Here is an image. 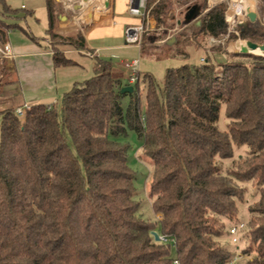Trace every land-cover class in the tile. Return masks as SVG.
Segmentation results:
<instances>
[{
	"label": "trees",
	"instance_id": "trees-1",
	"mask_svg": "<svg viewBox=\"0 0 264 264\" xmlns=\"http://www.w3.org/2000/svg\"><path fill=\"white\" fill-rule=\"evenodd\" d=\"M164 1H146L157 23ZM0 4L16 15L25 11L24 20L31 16ZM45 8L54 67L76 65L52 42L84 51L83 35L62 43L55 32L60 5L45 0ZM226 9V3L206 9L163 48L141 43L140 54L186 58V45L204 49L207 36L264 41V30L254 23L228 32ZM14 31L37 40L20 24L0 20L1 48ZM227 58L169 68L161 85L138 73L131 94L120 93L124 84L112 77L111 62L96 58L94 75L74 84L60 106L35 104L23 118L12 107L0 110V264H230L228 226L238 225L247 193L240 184H251L259 196L247 209L241 252L253 258L243 264H264V57ZM223 107L227 124L220 131ZM129 131L151 163L152 221L140 214ZM241 148L245 156L234 160ZM228 160L232 166L224 170ZM153 231L173 237L175 248L155 242Z\"/></svg>",
	"mask_w": 264,
	"mask_h": 264
},
{
	"label": "rangeland",
	"instance_id": "rangeland-1",
	"mask_svg": "<svg viewBox=\"0 0 264 264\" xmlns=\"http://www.w3.org/2000/svg\"><path fill=\"white\" fill-rule=\"evenodd\" d=\"M218 1L220 2L221 0ZM241 1L242 0H222L221 3L229 4L231 2H234V4H240ZM244 1L246 4V6L244 7L245 10L248 9L249 6H252L254 8V11L252 13H255L257 18L254 24L264 30V0ZM5 2L12 9H20L21 4H25L28 9L27 11H32V14L31 16H27L24 20L22 19V17L24 16L25 11H21L19 14L16 15L3 10L0 4V20L2 22L11 25L20 24L21 26H23V28L27 29V31H29L32 35L38 38L45 37L47 30V13L45 8V0H6ZM164 2L165 3L163 6L165 7V10L163 11L162 15H160L161 22L157 23L155 18H153L155 21L154 27H156V29L158 28V30H153L147 34H144L142 37V44L143 42H145L147 47L163 48L164 43L161 44V41L165 42L170 38L179 36L184 31L186 25L189 26L191 23L200 20L201 17L207 11L206 9L210 8L208 6L207 0H165ZM56 3L60 5V8H63V6L65 7L66 5H71L68 0H60L59 2L56 0ZM204 8L206 9L204 10ZM69 10L70 11L66 14V16L70 19L71 22L75 23V17L79 16V12H76L73 8ZM64 13L65 11L63 9H60V16H63ZM246 14L249 15L250 13ZM125 15L128 17V14L126 12ZM244 22L250 23L248 21V17L246 20H244ZM75 27L77 29L76 33L79 32L83 35L84 26L80 23L79 26L77 24H74L73 28ZM232 29H234V27ZM19 32L21 31H14V33L16 34L15 36H17V33ZM60 36H62V39L65 38L64 42L62 43H66V38L72 35ZM213 39L214 42L209 43L208 36L206 37L205 43L202 42V44L204 43L202 45L204 49L198 48L196 44H187L186 51L189 53V55L186 58L178 57L165 60L149 59L143 57L140 52H138V48L133 46L129 47L133 49L130 50V53L127 54L126 57L128 61L137 58L139 60L138 71L140 76L142 77V75L145 73L150 74L158 85L162 84L165 73L169 68L178 67L184 63L198 64L201 62V59L204 60L207 58H209L215 64L223 63L225 61H228L227 55H230L232 53H243L253 56L264 57V41L252 43L249 40L241 39L226 40V37ZM52 45L54 47H57L60 52H62L64 48H67V45L60 44V40L52 42ZM63 54L67 57L65 53ZM72 58H74V60H76L77 62L81 63V65L83 66V68L80 69V74L84 75L85 78H82V80L94 75L92 61L80 55H74V57L72 56ZM22 62L23 61H21V64L24 67V63ZM19 64L20 63L18 62L12 63L11 59H7L2 55V53H0V110H5L11 107L14 109L16 105L22 103V96L20 92L24 84L22 77L25 74V70L21 69L20 72L19 70L16 71L15 66L17 69H19ZM144 87L145 84L142 82V80H140L139 90L142 97L143 111L145 92ZM127 104L128 99L125 98L123 100V108H125ZM226 124L227 121L225 119L223 107L220 111V118L218 122L219 130L224 131L226 129ZM126 141L130 146V150L128 151L129 166L131 170L136 174L134 186L139 194V200L141 201L140 214L142 218L152 221L154 219V214L150 208V200L148 199V188L151 181V163L149 159L142 156L140 150V142L135 133L129 131ZM245 154V148L235 149L234 160H237L239 156H245ZM232 163L233 160L224 161L222 164L223 169L227 170L232 166ZM240 186L245 187L247 193L245 194V202L242 205H239L238 208V225L242 224L245 228L239 231L237 235L229 236L228 238H226V243L229 244V248L232 250V254L239 257V259L236 260L235 264H243L247 260H251L253 258V256L242 255L241 250L247 244H244L242 239L244 236V231L248 232L249 230V227L247 225V221L249 218L247 212L248 206L254 204L259 198L256 189L251 184H240ZM155 217L157 218L159 216L157 215ZM232 226L235 227L236 225H229L228 229H231Z\"/></svg>",
	"mask_w": 264,
	"mask_h": 264
},
{
	"label": "crops",
	"instance_id": "crops-1",
	"mask_svg": "<svg viewBox=\"0 0 264 264\" xmlns=\"http://www.w3.org/2000/svg\"><path fill=\"white\" fill-rule=\"evenodd\" d=\"M127 1L72 0L73 4L69 2L71 5L60 8L65 13L58 17L59 21L55 31L57 34L74 35L73 33L77 31L76 27L73 28L74 24L79 21L84 26L83 37L87 50L67 49L71 48L69 46L62 50L69 59L76 63L73 66L54 67L52 49L49 47L51 43L48 41L47 35L44 38L33 35L37 39L33 41L22 32L17 33V36L14 32L9 33L7 44L13 55L12 63H20L19 69L15 66V70H19V72L21 69L25 70L22 77L24 84L20 92L22 103L16 105L14 109L23 106L30 108L35 104L60 106L62 96L69 92L74 84L90 78L82 80L85 78L84 75L80 74V69L83 66L72 58L74 55H80L92 61V68H94L96 58L109 60L112 64V77L120 80L124 84L123 87L133 86L129 81L131 75L129 64L135 59L128 61L126 57L133 48H129L130 46L125 44V29L130 25H138L140 19L131 17L127 13ZM21 5L25 6V10H28L25 4ZM208 6L212 7L209 3ZM71 8L79 12V16L75 17V23L66 16ZM30 12L32 14V11ZM163 43L164 41H161V44ZM138 52H140V48H138ZM21 61H23L24 67Z\"/></svg>",
	"mask_w": 264,
	"mask_h": 264
},
{
	"label": "built area",
	"instance_id": "built-area-1",
	"mask_svg": "<svg viewBox=\"0 0 264 264\" xmlns=\"http://www.w3.org/2000/svg\"><path fill=\"white\" fill-rule=\"evenodd\" d=\"M57 1L59 2L60 0H57ZM71 1L72 0H68V2H71ZM146 1L147 0H128L127 1V13L131 17L140 19V23L138 25H130V26L126 27V29H125V44H126V46H133L136 48H140L143 35L151 32L153 30H158V28L156 29V27H154L155 21H154L153 17L151 16V8H147V2ZM207 1H208L209 5L214 6L216 4L221 3L222 0L220 2H217L214 4H211L210 0H207ZM226 4H227V9L224 13V20L228 26V32H233L237 25L246 23V22H244V20L247 19L248 14H246L245 10H240V12H238V13L232 12V14H230V16H228L227 15L228 11L231 9V7L233 5H236V4H234V2H231L229 4L226 3ZM20 8L25 10L24 5H21ZM80 23L82 24L81 21L77 22V25L79 26ZM233 27H234V29H232ZM208 41H209V43L214 42L213 37L208 36ZM0 53H2V55L4 57H6L7 59H11L13 57L8 44H6L2 48H0ZM89 56H91V55H89ZM138 67H139V60L138 59L131 61L129 64V71L131 73L129 81L132 85L137 81ZM29 109L30 108H28L26 106L18 107V108L14 109V113L17 117L23 118ZM157 219H160V218L157 217ZM243 228H244V226L242 224H239L235 227H232L230 229L229 233L231 236H235ZM157 235L159 238V241H158L159 243L168 244L172 248H175L176 241L173 237H171L169 235H160L158 233H157ZM238 259H239V257L234 255L230 264H235L236 260H238ZM173 263L179 264V262L177 260H174Z\"/></svg>",
	"mask_w": 264,
	"mask_h": 264
},
{
	"label": "water",
	"instance_id": "water-1",
	"mask_svg": "<svg viewBox=\"0 0 264 264\" xmlns=\"http://www.w3.org/2000/svg\"><path fill=\"white\" fill-rule=\"evenodd\" d=\"M256 19L257 18H256V14L255 13H250L248 15V21L250 23H254L256 21ZM132 92H133V87L132 86H124L120 90V93H128V94H131ZM151 235L153 236L155 242H158L159 241L158 235H157V233L155 231H153L151 233Z\"/></svg>",
	"mask_w": 264,
	"mask_h": 264
},
{
	"label": "bare ground",
	"instance_id": "bare-ground-1",
	"mask_svg": "<svg viewBox=\"0 0 264 264\" xmlns=\"http://www.w3.org/2000/svg\"><path fill=\"white\" fill-rule=\"evenodd\" d=\"M219 2L218 0H210L211 4ZM244 3V4H243ZM246 6L245 1L242 0L240 4L233 5L231 9L228 11L227 15L230 16L232 12H240V10H245L244 7ZM254 11V8L252 6H249L248 9L245 10L246 13H252Z\"/></svg>",
	"mask_w": 264,
	"mask_h": 264
}]
</instances>
